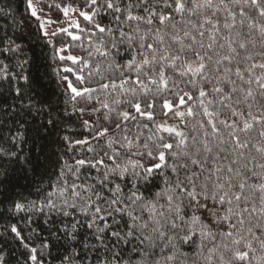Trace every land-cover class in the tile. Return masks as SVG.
I'll return each mask as SVG.
<instances>
[{"label":"snow or ice","instance_id":"snow-or-ice-1","mask_svg":"<svg viewBox=\"0 0 264 264\" xmlns=\"http://www.w3.org/2000/svg\"><path fill=\"white\" fill-rule=\"evenodd\" d=\"M37 3L69 22L51 36L70 37L53 52L70 109L34 121L37 200L6 211L59 217L61 264H264V0ZM26 5L52 43L62 20ZM84 115L86 135L55 138Z\"/></svg>","mask_w":264,"mask_h":264},{"label":"trees","instance_id":"trees-1","mask_svg":"<svg viewBox=\"0 0 264 264\" xmlns=\"http://www.w3.org/2000/svg\"><path fill=\"white\" fill-rule=\"evenodd\" d=\"M26 7V0H0V8L9 14L6 21L0 20V201L4 202L0 204V213H4L0 216V259L3 264H32L28 256L31 248L35 247L37 255L45 257L47 264H61L67 246L62 239H57L63 236L58 231L62 227L59 217L46 222V214L39 212L6 211L13 201L27 203L37 200L39 176L30 171L31 165L25 160L31 158L35 161L42 149L48 150V142L43 130L37 137L34 131L36 123L57 119L66 108L70 109V94H65L66 84L53 71L57 66H72L71 61H60L58 57L53 59L54 48L59 49L68 43L70 37L63 33L56 37L49 35L52 40L49 43ZM37 7H43L41 16L65 20L62 13L49 12L43 3H37ZM80 22L82 26L86 23L82 18ZM70 30L75 32V29ZM28 32L32 33L31 39L27 38ZM16 45H19V50H14ZM60 54L82 55L79 49L72 47ZM61 75H68L75 83L71 74L61 72ZM24 76L28 79H23ZM87 119V115L73 116L59 128L55 138L62 140L65 135L74 133L86 135L87 129L81 125ZM17 133L22 134V138ZM9 153L15 156L9 157ZM13 225L20 232V237L11 232ZM43 244L48 247L42 248Z\"/></svg>","mask_w":264,"mask_h":264},{"label":"rangeland","instance_id":"rangeland-1","mask_svg":"<svg viewBox=\"0 0 264 264\" xmlns=\"http://www.w3.org/2000/svg\"><path fill=\"white\" fill-rule=\"evenodd\" d=\"M34 4H37L36 0H33ZM43 19H47V17L42 16ZM68 20H63L62 22L54 23L52 25H46L47 31L49 35L52 34V32L57 31L58 29L68 27Z\"/></svg>","mask_w":264,"mask_h":264}]
</instances>
